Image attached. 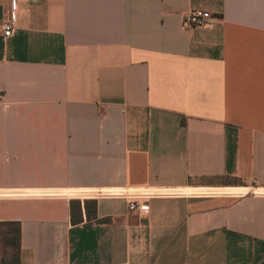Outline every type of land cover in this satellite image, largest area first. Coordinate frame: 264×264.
<instances>
[{
  "label": "crops",
  "instance_id": "crops-1",
  "mask_svg": "<svg viewBox=\"0 0 264 264\" xmlns=\"http://www.w3.org/2000/svg\"><path fill=\"white\" fill-rule=\"evenodd\" d=\"M12 1L0 222L21 264H264V0H15L5 38ZM191 10L213 19L185 30Z\"/></svg>",
  "mask_w": 264,
  "mask_h": 264
},
{
  "label": "built area",
  "instance_id": "built-area-1",
  "mask_svg": "<svg viewBox=\"0 0 264 264\" xmlns=\"http://www.w3.org/2000/svg\"><path fill=\"white\" fill-rule=\"evenodd\" d=\"M16 1L13 0L11 3V14L10 17L2 24L3 36L5 38L12 37L16 32ZM213 19V14L209 11L204 10H191L183 16L182 28L185 30H191L197 27H204L210 23ZM111 194L121 196L125 198L128 204V208L132 212H139L141 214H147L150 211V206L146 202L147 194L142 191H118L112 192Z\"/></svg>",
  "mask_w": 264,
  "mask_h": 264
},
{
  "label": "trees",
  "instance_id": "trees-1",
  "mask_svg": "<svg viewBox=\"0 0 264 264\" xmlns=\"http://www.w3.org/2000/svg\"><path fill=\"white\" fill-rule=\"evenodd\" d=\"M21 232L19 222H0V264H21Z\"/></svg>",
  "mask_w": 264,
  "mask_h": 264
},
{
  "label": "rangeland",
  "instance_id": "rangeland-1",
  "mask_svg": "<svg viewBox=\"0 0 264 264\" xmlns=\"http://www.w3.org/2000/svg\"><path fill=\"white\" fill-rule=\"evenodd\" d=\"M3 248H4V246L1 247V250H5V249H3Z\"/></svg>",
  "mask_w": 264,
  "mask_h": 264
}]
</instances>
